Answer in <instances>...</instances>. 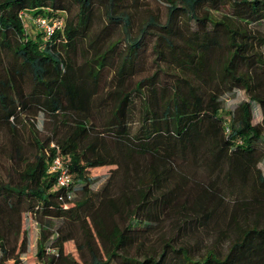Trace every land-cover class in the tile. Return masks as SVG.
<instances>
[{"label": "trees", "instance_id": "obj_1", "mask_svg": "<svg viewBox=\"0 0 264 264\" xmlns=\"http://www.w3.org/2000/svg\"><path fill=\"white\" fill-rule=\"evenodd\" d=\"M124 1L73 0L71 20L60 0H0V125L15 129L20 110L56 122L43 141L33 139L36 154L16 180L0 184V264H23L22 257L27 264H264V37L255 28L264 0H162L164 22L149 15L134 37ZM22 12L62 18V31L32 35ZM98 12L105 25L76 65L69 54L88 39ZM117 27L123 49L118 41L101 48ZM147 36L156 59L172 67L171 80L157 84L152 74L132 84ZM108 71L110 86L93 102ZM235 90L243 100L222 113L221 97ZM101 108L96 125L91 111ZM52 157L70 177L66 187L47 173ZM197 169L206 181L185 197L188 213L164 237L185 174ZM101 174L100 188L89 191ZM76 191L86 197L74 200ZM24 213L38 229L32 256ZM52 219L60 221L54 229ZM215 228L206 247L202 235ZM69 243L75 257L64 250Z\"/></svg>", "mask_w": 264, "mask_h": 264}, {"label": "rangeland", "instance_id": "obj_2", "mask_svg": "<svg viewBox=\"0 0 264 264\" xmlns=\"http://www.w3.org/2000/svg\"><path fill=\"white\" fill-rule=\"evenodd\" d=\"M64 6L68 8V15L71 20H74L75 14L77 12V5L73 2V0H60ZM134 0H125L124 4L128 5L126 8V12L132 15V26L130 28V36L134 37L136 35L137 29L140 26V24L145 20V18L149 15H156L158 18V21L160 23H163L165 20V3L162 2V0H136V4L133 5ZM212 13V12H211ZM215 16H218V13H214ZM189 24V30H194L195 26L193 22H188ZM103 18L100 14V12L97 13L96 18L93 21L92 28L90 30L88 39L85 41H82V43L79 44L78 51L75 53L74 56L69 54V58L76 63V65L81 64L83 61V57L81 56V49L86 48V43L89 39H93V37L100 31L102 27H104ZM257 31L264 37V22H261L257 27H255ZM37 30V29H36ZM32 35H34L37 31L32 30ZM123 35L121 33L120 28H113L110 33L108 34L105 41L102 42L101 48H104L106 45L111 44L113 41L117 42V49H123V42H122ZM145 45L144 49L140 53L139 58V70L134 75V77L131 79V83L133 84L135 81H139L143 78L149 77L152 74L156 75V83H163L164 81L171 80V77L169 76L172 73V67L170 64L159 61L156 59L155 54L152 52L153 44L155 42V39L151 36H147L144 38ZM262 56L264 58V45L261 48ZM8 60L11 59L10 56L7 57ZM109 72V71H108ZM0 73L2 71L0 70ZM26 78V77H25ZM110 78V72L109 74L106 73L101 78L100 84H99V91L97 95L93 96L92 100L93 102H97L99 98H101L105 91L108 90L109 80ZM25 86L24 91L27 93L30 91V86L28 83L27 78L25 79ZM220 102V110L224 114H229L233 111L235 106L243 100V96L241 92L238 90L233 91L231 94H224L221 97ZM105 108H101L100 110L91 111V114L93 117V122L96 125L101 124L102 119L104 118L103 112ZM33 116V117H32ZM18 121L16 122L17 126L15 129H11L7 125H0V184L9 182L12 178L16 180L15 172L17 170H22L24 165L26 163L32 162L33 157L36 154L35 145L33 143V139L36 141H43L53 130L55 127V121H52L47 117V115L40 111H26L22 112L20 110L18 115ZM29 117H31L32 122H29ZM131 127H135V124L132 122L130 123ZM13 143H15L20 148V159L16 160L17 151L14 150ZM51 148V147H50ZM16 165V167H15ZM105 171H98V173H103ZM104 174L99 175L100 177L95 181L94 184H91L89 186V191L94 192L100 188V185L103 183L105 176H102ZM187 180L183 184L182 188V195L180 196V199L178 200V208L175 209L171 214L170 217L166 219L162 226V235L164 237H171L176 233V226H180L183 221V217L188 213L186 210H181V207H183L185 204H183V200L185 197L192 198L195 193L198 190L199 183L206 181V177L204 172L201 169H197L193 171V173H186ZM12 178H11V177ZM102 176V177H101ZM78 187V186H77ZM86 196L82 195L80 191H76L74 193V200L81 201ZM226 199H231V195H228ZM231 205V204H229ZM178 214H177V213ZM186 213V214H185ZM180 214V215H179ZM191 215V213H189ZM183 216V217H182ZM52 229L57 227L60 224V221L57 219L49 220ZM226 221V217L219 218L217 221V225L219 227L223 226ZM22 230H25L27 233V241H28V256H32L35 250V241L38 236V229L35 222V219L30 216L28 213H24L22 217ZM216 230H208L206 235H202V238L204 240V244L206 247L210 245V241L214 236L216 235ZM202 231V230H201ZM21 232V231H20ZM22 233V232H21ZM233 232L229 233L228 239L224 241L223 246H227V241L231 240L233 237ZM79 229L76 232L77 239L81 238ZM22 234H20L19 237H21ZM155 235L151 237L153 239ZM13 238V235L10 237ZM181 240L184 242H188L190 240L188 237L181 236ZM99 238H97V243L99 244ZM67 245V246H66ZM63 247L64 250L71 254L72 256H76L73 245L71 243L66 244ZM207 249V248H206ZM56 251V249H55ZM204 252V251H203ZM23 264L26 263L25 257H22Z\"/></svg>", "mask_w": 264, "mask_h": 264}, {"label": "built area", "instance_id": "obj_3", "mask_svg": "<svg viewBox=\"0 0 264 264\" xmlns=\"http://www.w3.org/2000/svg\"><path fill=\"white\" fill-rule=\"evenodd\" d=\"M19 17L24 25L25 30L30 29V31H38L42 35L43 39L49 38L55 31H62V18H47L45 15L31 16L27 12L20 13ZM50 147L56 150L53 145H50ZM47 173L56 175V187H66L70 183V177L66 173L64 166L57 157H52L50 159L47 165ZM46 252L52 254L55 253V249L46 250Z\"/></svg>", "mask_w": 264, "mask_h": 264}]
</instances>
